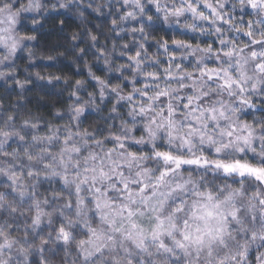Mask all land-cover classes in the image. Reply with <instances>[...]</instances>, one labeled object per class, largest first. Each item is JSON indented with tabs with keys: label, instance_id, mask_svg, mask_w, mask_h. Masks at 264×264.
<instances>
[{
	"label": "clouds",
	"instance_id": "obj_1",
	"mask_svg": "<svg viewBox=\"0 0 264 264\" xmlns=\"http://www.w3.org/2000/svg\"><path fill=\"white\" fill-rule=\"evenodd\" d=\"M0 264H264V0H0Z\"/></svg>",
	"mask_w": 264,
	"mask_h": 264
},
{
	"label": "snow or ice",
	"instance_id": "obj_2",
	"mask_svg": "<svg viewBox=\"0 0 264 264\" xmlns=\"http://www.w3.org/2000/svg\"><path fill=\"white\" fill-rule=\"evenodd\" d=\"M242 167H246V166H242ZM251 170V169H250ZM253 171H259V170H253Z\"/></svg>",
	"mask_w": 264,
	"mask_h": 264
}]
</instances>
